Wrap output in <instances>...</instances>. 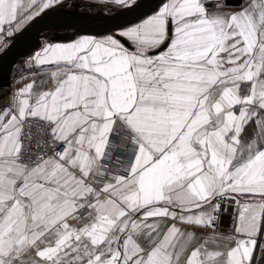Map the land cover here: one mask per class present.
<instances>
[{
  "label": "snow or ice",
  "instance_id": "1",
  "mask_svg": "<svg viewBox=\"0 0 264 264\" xmlns=\"http://www.w3.org/2000/svg\"><path fill=\"white\" fill-rule=\"evenodd\" d=\"M62 2L0 0V34ZM29 67L0 107V264H264V0H161Z\"/></svg>",
  "mask_w": 264,
  "mask_h": 264
},
{
  "label": "water",
  "instance_id": "2",
  "mask_svg": "<svg viewBox=\"0 0 264 264\" xmlns=\"http://www.w3.org/2000/svg\"><path fill=\"white\" fill-rule=\"evenodd\" d=\"M228 2L238 5L241 0ZM160 3L161 0H138L132 7L111 11L82 0H71L47 10L16 34L0 54V102L11 93L12 75L19 60L30 57L42 46V41L66 42L82 35L114 34L141 22Z\"/></svg>",
  "mask_w": 264,
  "mask_h": 264
},
{
  "label": "crops",
  "instance_id": "3",
  "mask_svg": "<svg viewBox=\"0 0 264 264\" xmlns=\"http://www.w3.org/2000/svg\"><path fill=\"white\" fill-rule=\"evenodd\" d=\"M68 1V0H66ZM84 2L87 3H91L94 4V2H99L101 0H82ZM65 2V1H63ZM102 3V2H99ZM112 35V34H109ZM82 36H90V35H82ZM82 36H78L75 39L82 37ZM107 36V35H106ZM14 36L8 37L6 34H0V41H3V43H0V54L9 46V44L11 43V40ZM95 37V36H93ZM105 36L102 37H96V38H103ZM75 39L71 40V41H66V42H49V41H42V46L35 51L30 57L28 58H24V59H20L17 66L15 67L14 71H13V75H12V86H14L15 88H20L22 87L23 83L28 82V80H30L32 78V76L36 73L39 72V69L35 68V67H29V62L31 60V58L38 52H40L42 50V48L44 46H47L50 43H70L73 42ZM36 80H41L43 79L42 75H35ZM15 93V92H14ZM12 93H10L8 95V97L5 99V101L0 102V107H3L4 104L7 103L9 96ZM230 219H229V214H226L225 216L222 217L220 224L223 227V230H219L221 233L223 234H227L230 230Z\"/></svg>",
  "mask_w": 264,
  "mask_h": 264
},
{
  "label": "rangeland",
  "instance_id": "4",
  "mask_svg": "<svg viewBox=\"0 0 264 264\" xmlns=\"http://www.w3.org/2000/svg\"><path fill=\"white\" fill-rule=\"evenodd\" d=\"M63 1H65V2H67L66 0H63ZM68 1H71V0H68ZM138 0H136V2H137ZM99 2H102V3H99ZM99 2H94V5L95 6H98V7H101V8H105V9H107V10H120V9H123V7H119V6H117V5H115V4H113V3H111L110 2V0H101V1H99ZM62 3H64V2H62ZM90 3V2H89ZM91 4V3H90ZM134 26V25H133ZM19 33V32H18ZM18 33H16V34H18ZM15 34V35H16ZM15 35H13V36H15ZM45 39H47V37H48V34H46L45 35Z\"/></svg>",
  "mask_w": 264,
  "mask_h": 264
},
{
  "label": "built area",
  "instance_id": "5",
  "mask_svg": "<svg viewBox=\"0 0 264 264\" xmlns=\"http://www.w3.org/2000/svg\"><path fill=\"white\" fill-rule=\"evenodd\" d=\"M17 89H19V88H15L14 86H11V93L16 92ZM221 219H222V218H221ZM229 219H230L229 226H230V228H231V226H232L231 209H229ZM219 230H223V227L221 226V224H220V228H219Z\"/></svg>",
  "mask_w": 264,
  "mask_h": 264
}]
</instances>
